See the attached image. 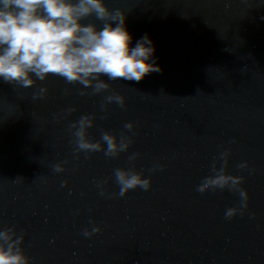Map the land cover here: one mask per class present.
Returning <instances> with one entry per match:
<instances>
[{
	"label": "water",
	"instance_id": "95a60500",
	"mask_svg": "<svg viewBox=\"0 0 264 264\" xmlns=\"http://www.w3.org/2000/svg\"><path fill=\"white\" fill-rule=\"evenodd\" d=\"M106 3L126 12L130 47L150 37L162 71L102 77L99 94L54 75L30 88L0 78V230L24 236L30 264H264V0ZM110 94L125 104L105 105ZM83 115L91 140L128 136L129 150L76 153L69 125ZM224 151L250 197L231 219L238 193L196 190ZM117 168L152 187L117 195Z\"/></svg>",
	"mask_w": 264,
	"mask_h": 264
},
{
	"label": "clouds",
	"instance_id": "9594fccd",
	"mask_svg": "<svg viewBox=\"0 0 264 264\" xmlns=\"http://www.w3.org/2000/svg\"><path fill=\"white\" fill-rule=\"evenodd\" d=\"M89 17H95L101 24L84 23ZM125 25L126 12L111 9L106 0H0V78L30 88L37 80L54 75L99 94L111 88L102 77L140 82L146 75L162 71L155 62L150 37L145 35L130 47L132 36ZM47 91L40 88L34 98L45 96ZM88 94L81 91V95ZM113 102L123 106L125 98L119 94L105 97V105ZM72 111L75 109H69ZM94 123L91 115H83L69 125L76 153L103 151L105 156L114 158L129 150L132 141L128 136L121 138L103 132L102 142L91 140L88 130ZM134 127L133 123L125 125L128 130ZM229 156L230 151L220 154L212 164V174L204 177L196 190L205 193L230 189L238 193L240 206L225 212V217L231 219L247 209L250 197L242 186L245 178L228 173ZM138 157L139 153H133L129 160ZM238 167L247 168L248 164L241 163ZM54 170L64 172L63 163L56 164ZM114 177L119 196L137 188L152 187L151 179L134 169L117 168ZM100 231L95 227L84 235ZM23 241L24 236L14 228L0 230V264H30Z\"/></svg>",
	"mask_w": 264,
	"mask_h": 264
}]
</instances>
